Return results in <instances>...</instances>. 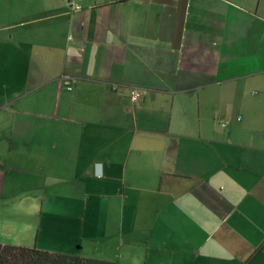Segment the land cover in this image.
Wrapping results in <instances>:
<instances>
[{"label": "crops", "instance_id": "1", "mask_svg": "<svg viewBox=\"0 0 264 264\" xmlns=\"http://www.w3.org/2000/svg\"><path fill=\"white\" fill-rule=\"evenodd\" d=\"M13 1L0 23V243L264 264V0ZM104 198L97 232L87 210Z\"/></svg>", "mask_w": 264, "mask_h": 264}, {"label": "trees", "instance_id": "2", "mask_svg": "<svg viewBox=\"0 0 264 264\" xmlns=\"http://www.w3.org/2000/svg\"><path fill=\"white\" fill-rule=\"evenodd\" d=\"M0 264H127L119 261L51 252L35 247L0 243Z\"/></svg>", "mask_w": 264, "mask_h": 264}, {"label": "rangeland", "instance_id": "3", "mask_svg": "<svg viewBox=\"0 0 264 264\" xmlns=\"http://www.w3.org/2000/svg\"><path fill=\"white\" fill-rule=\"evenodd\" d=\"M14 4L15 2L13 0H0V23L7 24L8 22L13 20V17L11 16L6 17V11H7L6 8ZM2 7L4 8V10L1 9ZM106 202L107 199L104 198V200H102L103 204L99 203L98 205L95 206V209L87 210L86 221L87 223L88 221H90L92 228L97 232L99 231V227H100L99 220L101 219L102 215H105V218H107V215L112 213L111 202H113V200L112 201L110 200V202L108 201L107 203ZM104 203L108 204L107 209L105 210L101 208L104 205Z\"/></svg>", "mask_w": 264, "mask_h": 264}, {"label": "built area", "instance_id": "4", "mask_svg": "<svg viewBox=\"0 0 264 264\" xmlns=\"http://www.w3.org/2000/svg\"><path fill=\"white\" fill-rule=\"evenodd\" d=\"M65 1L68 7L71 9V11H78L83 8L82 0H65ZM59 79H60L61 85L65 89L69 91L73 89L74 82L76 81L75 76L68 74V73H63ZM131 96L133 99L139 98L140 91L137 88H133L131 91ZM218 122H220L221 125H225V123L221 120H218Z\"/></svg>", "mask_w": 264, "mask_h": 264}, {"label": "water", "instance_id": "5", "mask_svg": "<svg viewBox=\"0 0 264 264\" xmlns=\"http://www.w3.org/2000/svg\"><path fill=\"white\" fill-rule=\"evenodd\" d=\"M96 173L97 174H100L101 173V164L100 163H97L96 164Z\"/></svg>", "mask_w": 264, "mask_h": 264}]
</instances>
